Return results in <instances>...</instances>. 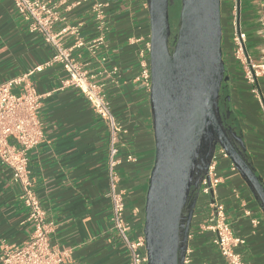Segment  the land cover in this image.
Returning a JSON list of instances; mask_svg holds the SVG:
<instances>
[{
    "label": "crops",
    "instance_id": "crops-1",
    "mask_svg": "<svg viewBox=\"0 0 264 264\" xmlns=\"http://www.w3.org/2000/svg\"><path fill=\"white\" fill-rule=\"evenodd\" d=\"M102 1L109 4L105 29H99L90 3L72 10L60 7L62 21L56 28L82 23L81 34L86 40L103 33L104 43L96 54L83 47L75 49L74 55L92 72L101 71L104 56V67H119L117 82L108 75H100L97 80L104 82L111 109L124 128L119 143L123 161L118 170L120 187L125 191L128 234L135 239L144 234L146 193L156 150L150 93L136 79L138 52L150 42L149 7L147 0ZM237 3L249 51L258 58L264 50V0ZM231 5L230 1L221 5L223 25L227 26L223 47L229 77L228 105L246 151L264 182V101L252 93L234 62ZM72 42L70 38L66 44ZM53 51L43 37L29 31L28 22L12 0H0V83L32 72L29 78L43 96L39 115L45 139L30 151V169L34 191L53 225L51 244L65 253L61 264H128L127 246L111 220L110 130L81 90L64 85L68 74L63 67L57 63L46 65ZM37 67L41 69L36 70ZM262 91L264 94L263 86ZM128 154L135 160L127 161ZM232 164L231 159L220 162L218 172L223 182L216 189V196L225 204L233 235L243 240L235 250L245 264H264V209ZM20 195L11 171L0 164V257L12 246L24 243L32 232ZM206 199L199 198L190 226L193 264H227L213 244V234L201 230L212 220ZM254 219L257 224L252 222Z\"/></svg>",
    "mask_w": 264,
    "mask_h": 264
},
{
    "label": "built area",
    "instance_id": "built-area-1",
    "mask_svg": "<svg viewBox=\"0 0 264 264\" xmlns=\"http://www.w3.org/2000/svg\"><path fill=\"white\" fill-rule=\"evenodd\" d=\"M17 12L28 22L31 33L39 34L54 51L46 65L60 64L67 72L65 86H72L82 91L92 108L102 118L110 130V147L108 153V174L110 179L109 196L111 199V220L118 236L125 242L128 249V264H148L145 235L135 239L129 237L128 223L125 220V191L120 187L119 165L123 159L120 156L119 143L124 128L119 123L111 109V102L105 90L104 82H99L98 76L108 75L118 81L119 67H104L107 58H101L102 69L92 72L87 65L74 55L77 48L86 47L91 54H96L99 46L104 43V34L94 39L86 40L81 34L82 23L65 25L57 29L62 21L60 7L72 10L86 3L91 4V10L98 22L99 29H105L107 8L109 4L102 0H12ZM232 2V56L238 64L244 80L251 86L252 93L262 101L264 94V50L260 57L253 56L248 48V36L240 26V16L237 0H222ZM261 22L264 26V5L261 11ZM73 38L68 45L66 42ZM151 42L138 52L140 81L147 92L152 87L150 65ZM104 64V65H103ZM37 67L36 70H40ZM32 72L12 77L0 83V164L11 171L14 184L18 185L21 199L28 210V221L32 225L30 237L22 244L12 246L1 255L2 264H61L65 253L51 244L50 234L52 222L47 220L46 211L34 191V180L30 169V151L40 145L44 139V127L39 115L42 107V95L38 93L30 80ZM127 161L135 157L128 154ZM230 159L225 149L217 144L211 161L199 182V195L205 197L211 212V223L201 226V230L213 234V244L219 249L227 264H245L235 247L243 243L235 237L227 220L225 204L216 196V189L223 182L218 167L222 160ZM234 170L236 167L232 164ZM197 206V205H196ZM250 215L249 210L246 211ZM257 224V220L252 221ZM188 244L183 264H193V246ZM207 264V263H201Z\"/></svg>",
    "mask_w": 264,
    "mask_h": 264
},
{
    "label": "water",
    "instance_id": "water-1",
    "mask_svg": "<svg viewBox=\"0 0 264 264\" xmlns=\"http://www.w3.org/2000/svg\"><path fill=\"white\" fill-rule=\"evenodd\" d=\"M147 1L156 150L145 201L146 250L148 264H183L199 182L217 144L263 209L264 182L246 155L243 139L224 124L219 105L229 80L222 49V0H181L173 38V0Z\"/></svg>",
    "mask_w": 264,
    "mask_h": 264
},
{
    "label": "rangeland",
    "instance_id": "rangeland-1",
    "mask_svg": "<svg viewBox=\"0 0 264 264\" xmlns=\"http://www.w3.org/2000/svg\"><path fill=\"white\" fill-rule=\"evenodd\" d=\"M181 7H182L181 0H173L172 3L169 6V22H170V26H171V29H172V38L177 33V30H178ZM226 28H227V26L223 25V29H224L223 31L225 33H227ZM229 35H230L229 37H231V34H229ZM226 89H227V87L225 86V93L227 92ZM241 135H242V133H241ZM241 135H240V137H241ZM244 145H245V142H244ZM245 152H246V155L248 156L249 160L252 161L251 157L249 156V153L246 150H245ZM201 203L202 202H200V204Z\"/></svg>",
    "mask_w": 264,
    "mask_h": 264
},
{
    "label": "flooded vegetation",
    "instance_id": "flooded-vegetation-1",
    "mask_svg": "<svg viewBox=\"0 0 264 264\" xmlns=\"http://www.w3.org/2000/svg\"><path fill=\"white\" fill-rule=\"evenodd\" d=\"M223 91V89H222ZM227 96L224 92L222 93V97L220 99V109H221V113H222V116H223V121H224V124L227 126V127H231L234 131H236L237 135H239L238 131H237V126L234 122V118H233V115L232 113H228V109H229V100L227 99ZM238 143V142H237ZM193 199V197H192ZM193 201V200H192ZM191 201V202H192Z\"/></svg>",
    "mask_w": 264,
    "mask_h": 264
},
{
    "label": "trees",
    "instance_id": "trees-1",
    "mask_svg": "<svg viewBox=\"0 0 264 264\" xmlns=\"http://www.w3.org/2000/svg\"><path fill=\"white\" fill-rule=\"evenodd\" d=\"M222 9V8H221ZM222 25H223V20H222ZM224 30V29H223ZM223 40H224V31H223ZM223 40H222V49H223V59H224V61H225V63H226V59H225V54H224V47H223ZM225 67H226V72L228 71V69H227V66L225 65ZM227 83V82H226ZM226 83H224V85H223V91L222 92H224L225 93V86H226ZM264 87V86H263ZM226 91H227V89H226ZM225 94H227L228 95V92H226ZM263 167H264V164L262 165Z\"/></svg>",
    "mask_w": 264,
    "mask_h": 264
}]
</instances>
